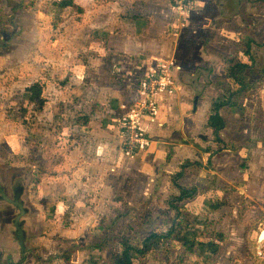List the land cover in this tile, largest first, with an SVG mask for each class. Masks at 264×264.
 <instances>
[{
    "label": "rangeland",
    "instance_id": "374dc122",
    "mask_svg": "<svg viewBox=\"0 0 264 264\" xmlns=\"http://www.w3.org/2000/svg\"><path fill=\"white\" fill-rule=\"evenodd\" d=\"M57 1L0 0V183L9 198L19 184L28 209L21 252L12 223L18 209L0 199V264H110L119 238L140 250L150 233L169 231L134 263L264 264V240L257 244L264 230V0H194V15L179 30L200 64L186 67L202 101L229 99L228 133L234 126L250 136L221 139L207 161L184 159L158 172L145 154L151 142L129 151L122 130L137 103L128 110L130 89L142 77L129 80L128 54L121 61L107 46L120 29L104 26L110 14L128 18L127 2L74 0L61 9ZM238 61L259 69L240 97L227 73ZM33 85L44 100L39 109L27 91ZM222 150L218 174L210 158ZM178 187L191 196L175 200ZM175 235L213 246L196 259Z\"/></svg>",
    "mask_w": 264,
    "mask_h": 264
},
{
    "label": "crops",
    "instance_id": "0c3cea01",
    "mask_svg": "<svg viewBox=\"0 0 264 264\" xmlns=\"http://www.w3.org/2000/svg\"><path fill=\"white\" fill-rule=\"evenodd\" d=\"M128 4V18L122 19L118 13L116 15L108 14L107 29L116 26L114 31H119L117 36H109L108 48L110 52L120 60L128 54V75L129 80L143 77L144 72L155 63H168L172 67L173 75L176 81L180 83L179 89H173L169 93H162L159 108L154 116L153 122L146 124L151 137V143L146 148L145 154H150V163L154 165L157 172L163 167H174L184 159L207 161L211 153L221 145L220 140L229 138L243 137V140L250 136V132L244 136L243 131L237 132L234 126L231 133H228V122L224 117V107L219 110L223 117L224 126L219 131L220 140L216 141L212 130L207 127V118L212 113V102L202 101L203 96L199 95L196 85L192 81V72L187 69L188 60H194L195 65L200 64L199 59H194V53L191 49L185 50L186 44H190L189 38H185L184 30L178 27L170 19L171 5L169 0H119ZM232 6L234 0H229ZM194 3V1H193ZM225 4V3H224ZM102 6H104L102 4ZM119 5L113 4V7ZM109 7V4L107 5ZM107 15V16H108ZM194 15L191 7L188 9V19ZM228 14H224L223 17ZM170 28L178 29L173 36L167 34ZM127 29H124V28ZM174 29V31L176 30ZM193 26L188 27V32L193 33ZM183 31V34L181 32ZM187 32V30H186ZM174 33V32H173ZM172 33V34H173ZM171 36V37H170ZM212 50L207 45L205 47V61L212 60ZM122 61V60H121ZM122 63V62H121ZM120 63V65H121ZM132 74V79L131 75ZM184 80H183V79ZM189 79V80H188ZM187 81H190L187 84ZM132 85V84H130ZM195 89V90H194ZM131 91V102H128V110L134 107L135 103L141 97L139 84L134 85ZM204 91V90H201ZM198 96L195 107V97ZM234 121V120H232ZM234 125L233 122H230ZM236 125V123H235ZM199 140V142H198ZM203 144V145H202ZM211 145L212 150H207ZM202 149L204 151H202ZM172 152L169 156V152ZM226 150L214 153L210 158L214 166L223 168L226 163L224 158ZM169 157L170 161L167 159ZM192 163L195 164L194 161ZM205 164L203 161L201 162ZM220 163V165H219ZM196 165V164H195ZM192 175V174H191ZM193 176V175H192Z\"/></svg>",
    "mask_w": 264,
    "mask_h": 264
},
{
    "label": "trees",
    "instance_id": "16d2710c",
    "mask_svg": "<svg viewBox=\"0 0 264 264\" xmlns=\"http://www.w3.org/2000/svg\"><path fill=\"white\" fill-rule=\"evenodd\" d=\"M74 3V0H60L54 3L57 8L65 9ZM247 50L250 51V43L247 44ZM252 59V58H250ZM254 60H252L253 62ZM259 71V69L253 66V63H246L243 61H238L233 65L229 66L227 69L228 79L230 85L236 88V97L242 96L243 93L248 92L253 88L252 83H248L250 76L254 75ZM30 98L35 102L37 109L41 108L44 104V100L41 98V89L37 85H33L28 88ZM229 104V99L214 102L212 104V113L207 118V127L212 130L214 138L218 141L220 140L219 131L224 126L223 117L219 114V110ZM174 185L178 186L174 181ZM179 195L175 200L182 201L185 198L190 197V192L184 187H178ZM175 208V207H174ZM171 231L166 234H156L150 233L148 237L145 238L143 246L140 250H136L133 245L126 238H119L118 242L120 245V250L111 256L110 264H135L133 259L136 253L145 254L149 252L151 246L162 238L168 237ZM174 240L183 241L185 245H188L187 250L197 253L196 259L205 256L209 252V248L213 246V242L205 243L203 241H198L193 238L190 239L188 236H177L175 235ZM212 249V248H211Z\"/></svg>",
    "mask_w": 264,
    "mask_h": 264
},
{
    "label": "built area",
    "instance_id": "2783aa9c",
    "mask_svg": "<svg viewBox=\"0 0 264 264\" xmlns=\"http://www.w3.org/2000/svg\"><path fill=\"white\" fill-rule=\"evenodd\" d=\"M193 1L170 0V19L178 28L186 25L188 9ZM172 67L168 63H158L157 66H151L142 77L139 85L141 97L122 125L123 134L128 137L129 151L148 146L151 142L150 134L142 124L153 122L162 93H169L173 89L180 88V83L174 78Z\"/></svg>",
    "mask_w": 264,
    "mask_h": 264
},
{
    "label": "water",
    "instance_id": "95a60500",
    "mask_svg": "<svg viewBox=\"0 0 264 264\" xmlns=\"http://www.w3.org/2000/svg\"><path fill=\"white\" fill-rule=\"evenodd\" d=\"M188 82H190V81H187V84H190ZM197 99H198V96L196 95L194 107H195ZM21 195H22V192H15L13 198H9L6 195V193H5V191L2 188L1 183H0V199L14 205L18 209V214L15 216L12 223H13L16 231H17L16 238H17L18 245L20 247L21 252H23L24 251V236H23L24 230L21 226L20 219L24 215V213H26L28 211V209L24 206V203L21 199ZM263 233H264V230H261L258 239L263 235Z\"/></svg>",
    "mask_w": 264,
    "mask_h": 264
},
{
    "label": "flooded vegetation",
    "instance_id": "af4514ba",
    "mask_svg": "<svg viewBox=\"0 0 264 264\" xmlns=\"http://www.w3.org/2000/svg\"><path fill=\"white\" fill-rule=\"evenodd\" d=\"M224 3H226L227 5H230L229 0H220L219 5L220 4L223 5ZM15 192H22V187L19 184H17L15 187H13V196H14Z\"/></svg>",
    "mask_w": 264,
    "mask_h": 264
},
{
    "label": "bare ground",
    "instance_id": "6f19581e",
    "mask_svg": "<svg viewBox=\"0 0 264 264\" xmlns=\"http://www.w3.org/2000/svg\"><path fill=\"white\" fill-rule=\"evenodd\" d=\"M260 233V232H259ZM259 235V234H258ZM258 235H257V238H258ZM264 240V233H263V235L257 240L258 241V243L257 244H259V247H260V245H261V241H263Z\"/></svg>",
    "mask_w": 264,
    "mask_h": 264
}]
</instances>
